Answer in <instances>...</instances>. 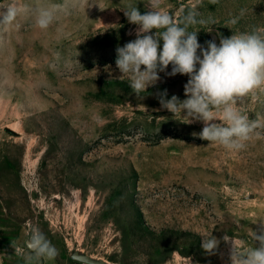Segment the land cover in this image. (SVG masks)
<instances>
[{
    "label": "rangeland",
    "instance_id": "obj_1",
    "mask_svg": "<svg viewBox=\"0 0 264 264\" xmlns=\"http://www.w3.org/2000/svg\"><path fill=\"white\" fill-rule=\"evenodd\" d=\"M11 4L27 10L0 25L2 246L17 236L26 248L33 228L64 264H230L225 235L254 246L251 229L264 219V129L238 152L194 136L202 122L160 104L165 91V99L188 98L189 77L169 76L171 64L144 93L132 90L117 48L136 39L124 9L144 14L147 0H0V10ZM53 5V23L39 29L36 9ZM164 6L177 19L195 7L207 23L189 31L204 48L264 29V0ZM237 106L249 120L264 118V90ZM211 232L221 243L209 256L201 235Z\"/></svg>",
    "mask_w": 264,
    "mask_h": 264
},
{
    "label": "clouds",
    "instance_id": "obj_2",
    "mask_svg": "<svg viewBox=\"0 0 264 264\" xmlns=\"http://www.w3.org/2000/svg\"><path fill=\"white\" fill-rule=\"evenodd\" d=\"M145 7L149 10L144 14L134 5L124 9L129 23L138 27L136 39L117 48L116 67L121 77L128 79L139 96L154 86L160 80L159 72L171 64L169 76L189 77L184 85L188 98L180 101L173 95L165 99V91L160 96L161 107L173 115L183 113L188 124L202 122V131L193 133L201 140L232 152L245 149L253 136L260 135L257 130L264 129V118L249 120L237 106L250 93L264 90V29L236 32L227 38L221 36L219 45L210 40L204 48L198 41V31H189L190 27L207 23L197 18L199 13L195 7L179 19L169 13L164 0H147ZM58 8L57 5L37 8L36 26L41 30L49 28ZM26 10V6L22 9L16 4L3 8L0 25L13 24ZM229 23L235 25L237 20ZM211 31L210 28L208 32ZM254 224L257 227L251 229L252 247L228 235L222 238L231 244L230 264H264V219ZM201 237L203 251L209 256L216 255L221 241L212 232ZM25 246L36 258L52 260L58 255L56 247L39 228L31 230Z\"/></svg>",
    "mask_w": 264,
    "mask_h": 264
},
{
    "label": "crops",
    "instance_id": "obj_3",
    "mask_svg": "<svg viewBox=\"0 0 264 264\" xmlns=\"http://www.w3.org/2000/svg\"><path fill=\"white\" fill-rule=\"evenodd\" d=\"M11 239L15 241V244L10 245V248L2 246L0 243V264H64L58 255L52 260L46 258H36L33 254L29 253L27 248L17 244V236Z\"/></svg>",
    "mask_w": 264,
    "mask_h": 264
},
{
    "label": "water",
    "instance_id": "obj_4",
    "mask_svg": "<svg viewBox=\"0 0 264 264\" xmlns=\"http://www.w3.org/2000/svg\"><path fill=\"white\" fill-rule=\"evenodd\" d=\"M72 258L74 260H78V261L84 262V263L90 262V261H88V259L84 255H77V254H75V255H73ZM93 264H100V263H93Z\"/></svg>",
    "mask_w": 264,
    "mask_h": 264
}]
</instances>
